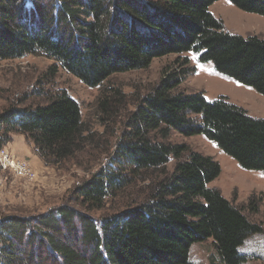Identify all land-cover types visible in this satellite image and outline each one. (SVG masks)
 Listing matches in <instances>:
<instances>
[{
	"label": "trees",
	"instance_id": "trees-1",
	"mask_svg": "<svg viewBox=\"0 0 264 264\" xmlns=\"http://www.w3.org/2000/svg\"><path fill=\"white\" fill-rule=\"evenodd\" d=\"M216 1L0 0V60L41 55L53 61L49 72L63 69L98 86L104 128H93L66 89L49 90L45 103L24 106L25 98L0 112V147L15 133L46 165L79 162L90 151L94 163L109 160L58 206L0 213V264H192L191 246L209 238L223 264L245 263L240 247L260 227L209 186L221 173L218 161L169 137L203 134L242 167L264 172V118L226 96L209 101L179 91L194 69L188 55L143 95L108 83L155 58L191 52L264 94V37L228 31L210 10ZM229 1L264 15V0ZM123 113L116 136L110 126ZM135 183L139 189L127 191ZM121 191L120 206L110 207ZM249 203L258 207L253 197Z\"/></svg>",
	"mask_w": 264,
	"mask_h": 264
},
{
	"label": "rangeland",
	"instance_id": "rangeland-1",
	"mask_svg": "<svg viewBox=\"0 0 264 264\" xmlns=\"http://www.w3.org/2000/svg\"><path fill=\"white\" fill-rule=\"evenodd\" d=\"M210 10L215 16L223 19L228 31L245 36L264 37V15L244 11L229 0L216 1ZM185 55L190 56L189 66L194 69L184 77L178 87L179 91L203 92L209 101L226 96L232 103L246 109L252 117L264 118V94L219 73L212 62H201L199 56L191 52L181 54L180 59H177V54L155 58L148 68L115 74L108 83L114 87H121L129 95L138 92L143 95L159 82L166 66L173 65L176 60L182 63ZM52 64L51 59L33 54L0 60V112L25 98L28 100L24 106L45 103L47 91L64 88L80 103L83 117L90 121L94 129L102 132L104 128L96 117L99 87L88 86L63 69L49 72ZM117 117L118 121H114L110 126L111 129L119 131L115 133L116 136L122 130L125 114H119ZM11 136V141L2 147H7L12 152L18 150V153H29V157L23 159L32 164L39 175L36 181L29 182L15 177L8 170H0L2 214L39 213L58 206L69 197L76 186L87 180L100 166H105L109 162L108 157L103 156L100 162L94 163L93 156L96 152L90 151L80 154L79 162L73 160L58 166L46 165L36 153L34 145L24 135L13 133ZM115 138L114 136L110 143H113ZM169 141L187 144L191 150L212 156L218 161L221 173L209 183V186L219 189L224 197L242 209L261 229V232L251 235L240 247V253L247 257L243 264H264V172L242 167L234 157L203 134L185 136L172 131ZM14 152L13 154L19 157ZM34 158H37L38 164L34 163ZM174 162V158H171L168 163L169 169H172ZM138 189L139 185L135 183L134 187L130 189L129 186L127 191ZM127 191H121L115 205L109 203V206L119 207L121 196ZM251 197L258 207L253 208L250 205ZM190 261L192 264H223L212 238L191 246Z\"/></svg>",
	"mask_w": 264,
	"mask_h": 264
},
{
	"label": "built area",
	"instance_id": "built-area-1",
	"mask_svg": "<svg viewBox=\"0 0 264 264\" xmlns=\"http://www.w3.org/2000/svg\"><path fill=\"white\" fill-rule=\"evenodd\" d=\"M0 170H8L15 177L34 182L38 179V171L27 160L19 158L7 147L0 148Z\"/></svg>",
	"mask_w": 264,
	"mask_h": 264
},
{
	"label": "crops",
	"instance_id": "crops-1",
	"mask_svg": "<svg viewBox=\"0 0 264 264\" xmlns=\"http://www.w3.org/2000/svg\"><path fill=\"white\" fill-rule=\"evenodd\" d=\"M13 152H14V151H13ZM15 152H16V153H15ZM15 152H14V153L17 154V155L19 156V158H20V157H22V158H23V157H26V158L29 157V153H28V154H27V153L25 154L24 152H19V153H18V150L15 151ZM30 154H32V153H30ZM35 157H37V155H36ZM37 158H38V157H37ZM37 158H34V159H33V161H34L35 164H36V163L38 164V162H37ZM40 161H41V160H40Z\"/></svg>",
	"mask_w": 264,
	"mask_h": 264
}]
</instances>
